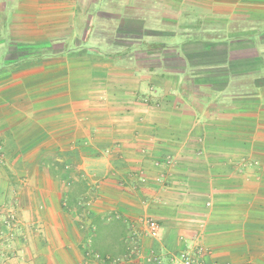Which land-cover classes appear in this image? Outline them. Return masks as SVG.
I'll use <instances>...</instances> for the list:
<instances>
[{
    "label": "crops",
    "instance_id": "1",
    "mask_svg": "<svg viewBox=\"0 0 264 264\" xmlns=\"http://www.w3.org/2000/svg\"><path fill=\"white\" fill-rule=\"evenodd\" d=\"M114 1L125 8L141 0ZM152 1L131 19L134 27L152 23L148 40L188 32L194 26L187 22L224 26L228 35L236 17L264 20V0ZM100 4L0 0L4 177L24 184V213L41 216L45 232L2 263L122 264L125 255L105 261L91 251L87 259L79 233L86 226L91 241L95 220L123 218L126 254L140 248L126 264L169 262L195 246L218 264H264V98L252 92L264 86V62L257 48L231 39L191 42L182 54L194 78L172 51L165 52L166 76L139 73L103 57L91 36L83 44L90 10ZM254 69L260 76L248 74ZM205 85L216 88V101L192 91ZM71 192L81 202L76 209L65 206ZM143 218L159 224L158 238L145 232Z\"/></svg>",
    "mask_w": 264,
    "mask_h": 264
},
{
    "label": "trees",
    "instance_id": "2",
    "mask_svg": "<svg viewBox=\"0 0 264 264\" xmlns=\"http://www.w3.org/2000/svg\"><path fill=\"white\" fill-rule=\"evenodd\" d=\"M152 0H141L133 2L129 7L121 8L117 5L114 0H102L97 8L90 10V13L93 15V20H91L89 25V31L87 39L84 40L83 44L86 45V42L89 39V36H94L97 27L101 28V23L110 25V29L107 26V29L113 31V38L105 39L106 43H114L116 41L122 40L120 38V33L126 35H134L141 33V39L137 41L128 42L126 49H123L118 52H110L105 47V42L99 41L96 46V50L103 57H108L114 60L118 65L125 67H131L139 73H150L157 74L159 76H166V54L165 52L172 53L180 56L186 64L189 66L187 73V78L192 79L196 75V71L193 66L189 65L190 60L182 54V47L191 42H205L208 45L213 43L227 40H236V41H250L257 48L258 57L264 62V53L261 51L264 50V20L260 21L257 19H249L236 17L231 24L229 25L228 35L226 33L220 32L224 30V26H216L214 23H203L202 21H196L195 23H184L192 24L194 28L188 29V32L185 29H179L178 34L168 37L160 38L155 37L152 40H148V34L146 31L155 30V27L152 26V23L149 24L148 21H145L142 26L134 27L133 21H131L133 16H136L138 10L143 8L151 7ZM82 7L78 6L77 14L81 15ZM103 15V16H101ZM185 17H195L194 15H188ZM103 17V18H102ZM98 19V20H97ZM103 19V21H102ZM183 23V22H182ZM139 24V23H135ZM183 25V24H182ZM98 28V29H99ZM141 30V32H137ZM219 30V32H217ZM105 32V31H104ZM128 32V33H127ZM122 34V33H121ZM233 36V37H232ZM230 37V38H228ZM155 52H159L157 58L152 57ZM205 58V57H202ZM212 59H206L205 61H211ZM208 64L206 63V66ZM195 67V66H194ZM264 71V68L263 70ZM264 74V72H262ZM252 77L260 76V71L254 69L248 71ZM189 86H192L193 81L189 80L186 82ZM203 91L206 96L208 103L210 101H216L217 90L214 86H199L192 87V91L195 93L196 90ZM252 92L256 95H260L264 98V86L255 87L252 86ZM81 202L78 200V196L75 192L68 193L65 206L69 209H76ZM81 211V209H80ZM95 229L93 230V235L91 237L92 243L90 244L89 250L97 254L99 258L105 259L108 261L112 258H121L126 255V245L124 244L122 238L126 234L127 223L123 218L114 219L112 221H104L102 219H97L94 221ZM110 262V261H109Z\"/></svg>",
    "mask_w": 264,
    "mask_h": 264
},
{
    "label": "rangeland",
    "instance_id": "3",
    "mask_svg": "<svg viewBox=\"0 0 264 264\" xmlns=\"http://www.w3.org/2000/svg\"><path fill=\"white\" fill-rule=\"evenodd\" d=\"M107 26L110 29V25H107L106 23H101V28L97 27L95 35L92 36V41L95 42L96 45L100 43L99 41L105 42V39L113 38V31L108 30ZM131 41L132 40H130V38L125 37L114 43L109 44L105 42V45L107 46L106 49L110 52H118L126 49V46L129 44L128 42ZM8 169L4 154L0 153V264H4V262L2 263L4 258L7 259L24 253V248L21 247L22 244L26 245L27 241L30 243L31 239H35L38 236L43 238L45 235V232L39 231L40 227H38L39 222L42 221L41 216L32 214L28 215L24 213L26 205H28V202L30 203V200H27V198L22 195L21 189L24 184L14 182L10 183L9 180L5 181L4 172H7ZM32 203H34V201H32ZM83 208L84 205H81L80 214H82V219L86 216V210ZM66 214V216H69L68 213ZM110 217L111 216L106 219ZM83 225L85 226L86 224ZM83 228L81 229L83 232L81 231V234L79 233L82 238H85L83 240L86 242L82 252L87 259L93 258V256H89L92 255L91 249L89 250V245L92 243V240H88L90 234L86 229L87 227L85 226ZM65 236L68 238V234H65ZM62 239L64 240V237H62ZM32 243L33 242L30 244Z\"/></svg>",
    "mask_w": 264,
    "mask_h": 264
},
{
    "label": "built area",
    "instance_id": "4",
    "mask_svg": "<svg viewBox=\"0 0 264 264\" xmlns=\"http://www.w3.org/2000/svg\"><path fill=\"white\" fill-rule=\"evenodd\" d=\"M141 224H143L146 230L145 232H147L150 236L154 238H158L160 236V226L156 221L143 218L141 220ZM139 255L140 248L138 245H134L124 256V260H117V263L126 264L127 262L138 258ZM209 255V251H207L205 248L201 246H195L186 248L184 251L173 256L169 262H165V260L161 257L154 258V262L155 264H218L213 260H208Z\"/></svg>",
    "mask_w": 264,
    "mask_h": 264
}]
</instances>
